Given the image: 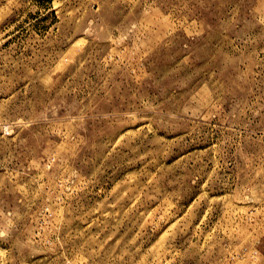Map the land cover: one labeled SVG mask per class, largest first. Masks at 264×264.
Segmentation results:
<instances>
[{"label":"rangeland","instance_id":"rangeland-1","mask_svg":"<svg viewBox=\"0 0 264 264\" xmlns=\"http://www.w3.org/2000/svg\"><path fill=\"white\" fill-rule=\"evenodd\" d=\"M0 264H264V0H0Z\"/></svg>","mask_w":264,"mask_h":264}]
</instances>
